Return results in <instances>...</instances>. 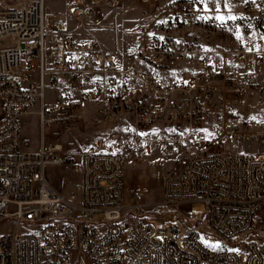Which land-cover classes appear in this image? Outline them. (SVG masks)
<instances>
[{
	"label": "built area",
	"instance_id": "built-area-1",
	"mask_svg": "<svg viewBox=\"0 0 264 264\" xmlns=\"http://www.w3.org/2000/svg\"><path fill=\"white\" fill-rule=\"evenodd\" d=\"M125 1L67 5L83 27ZM131 1L122 56L50 22L46 0H0V264H264V153L240 149L264 145V0ZM87 112L95 137L78 160L60 133L46 143ZM33 113L40 148L26 152ZM154 153L172 222L126 188L127 157ZM51 166L80 178L78 200L50 184Z\"/></svg>",
	"mask_w": 264,
	"mask_h": 264
},
{
	"label": "rangeland",
	"instance_id": "rangeland-1",
	"mask_svg": "<svg viewBox=\"0 0 264 264\" xmlns=\"http://www.w3.org/2000/svg\"><path fill=\"white\" fill-rule=\"evenodd\" d=\"M139 8L131 0L115 10H104L100 17L93 18L85 26L79 27L78 20L70 15L67 0H46V15L50 22L64 20L71 33L77 39L96 38L101 46L108 51H112L122 56L130 51L134 46V36L132 26L136 24ZM38 111V108L35 109ZM91 113H86L85 117L73 123L54 125L48 127L46 143L53 141L55 133H60L65 140L67 152L75 160L87 148L95 137V127L89 120ZM24 144L23 150L26 152H36L40 148L41 130L39 118L36 114L25 115L22 119ZM247 148L256 152L264 153L263 144L241 145L240 149ZM169 165L154 153L148 156L143 163H135L127 157L125 163L126 188L127 190L141 186L145 189V203L148 204L149 218L156 223L166 220L172 222L179 219L176 212H166L163 208L156 207L162 200L163 175ZM48 180L56 189L67 193L72 199L78 200L80 178L70 171L67 166H51L48 170ZM177 209L182 214H199L203 211L202 204L178 205Z\"/></svg>",
	"mask_w": 264,
	"mask_h": 264
},
{
	"label": "snow or ice",
	"instance_id": "snow-or-ice-1",
	"mask_svg": "<svg viewBox=\"0 0 264 264\" xmlns=\"http://www.w3.org/2000/svg\"><path fill=\"white\" fill-rule=\"evenodd\" d=\"M231 18H233L234 19V17H231ZM218 19H221V20H223L224 18L223 17H218ZM143 135V134H142Z\"/></svg>",
	"mask_w": 264,
	"mask_h": 264
}]
</instances>
